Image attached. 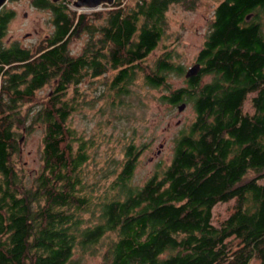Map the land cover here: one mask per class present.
I'll return each mask as SVG.
<instances>
[{
	"label": "trees",
	"instance_id": "obj_1",
	"mask_svg": "<svg viewBox=\"0 0 264 264\" xmlns=\"http://www.w3.org/2000/svg\"><path fill=\"white\" fill-rule=\"evenodd\" d=\"M188 1L116 0L102 16L73 10L71 0H34L51 10L54 25L34 51L2 43L14 12L1 10L0 264H80L77 253L88 251L99 252L103 264H264V0L216 7L197 57L201 71L162 97L191 104L194 120L177 138L170 164L143 185L131 184L144 151L131 143L116 187L95 195L85 173L89 146L68 125L75 111L68 87L85 75L113 70L112 83L127 89L139 72L152 87H169L170 74L185 73L170 51L144 62L166 34L170 6L193 8L198 0ZM79 31L89 37L74 56L69 45ZM53 82L30 121L43 126L44 137L40 170L28 177L17 168V128L30 123L22 108ZM250 93L252 115L244 112ZM231 200L230 215L214 224V207Z\"/></svg>",
	"mask_w": 264,
	"mask_h": 264
},
{
	"label": "rangeland",
	"instance_id": "obj_2",
	"mask_svg": "<svg viewBox=\"0 0 264 264\" xmlns=\"http://www.w3.org/2000/svg\"><path fill=\"white\" fill-rule=\"evenodd\" d=\"M33 1L9 0L2 8L4 11L14 12L2 39L3 44H17L34 51L52 34L54 25L51 10L38 7ZM126 1L128 5L136 2ZM221 1L198 0L193 8L186 3L172 4L166 14V34L144 64L150 65L163 53L170 51L173 61L182 65L186 73L197 63L198 54L211 30L215 9ZM108 8L110 7L96 11H102L103 16ZM72 9L75 10L73 7ZM260 20L264 30V10L260 11ZM93 22L100 25L104 19ZM88 37L86 31H79L74 35L69 45L70 53L74 56L81 54ZM185 73L170 74L169 87H152L145 82L143 73L139 72L136 79L127 85V89H123L112 83L116 71L108 70L97 77L85 75L78 85L71 84L68 87L65 99L75 106L68 125L89 146L90 160L85 164V173L87 182L96 190L95 195H110V188L116 187L117 183H112L118 179L122 162L126 158V148L131 143L143 145L144 150L134 171L132 185H143L155 172H162L170 164L176 140L182 130L189 127L195 114L191 104L183 102L186 107L179 111V105L173 106L162 97L167 94V88L170 92L171 89L187 86ZM205 79L209 80L210 77ZM53 84L54 82L43 86L36 92L34 101L23 106L22 115L28 117V122L35 121V110L46 103L53 92ZM255 95L256 93H250L245 101L244 112L247 114L252 115L255 111ZM23 124L27 125V121ZM27 127L29 129L17 128L21 138L17 168L26 176L33 177L42 164L44 128L31 122ZM259 182L264 184V178ZM234 203L235 200H231L214 207V224L219 225L230 215ZM77 256H81L80 264H103L99 252L94 254L88 251L81 255L77 253Z\"/></svg>",
	"mask_w": 264,
	"mask_h": 264
},
{
	"label": "water",
	"instance_id": "obj_3",
	"mask_svg": "<svg viewBox=\"0 0 264 264\" xmlns=\"http://www.w3.org/2000/svg\"><path fill=\"white\" fill-rule=\"evenodd\" d=\"M9 0H0V11L1 9L8 3ZM72 1V7L75 10L80 11H96L100 10L104 7H112L116 0H71ZM201 71V64L195 63L193 66H191L185 73V77L192 78L199 74ZM186 107L185 103L179 104L178 108L179 111L184 110Z\"/></svg>",
	"mask_w": 264,
	"mask_h": 264
}]
</instances>
